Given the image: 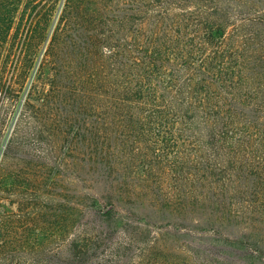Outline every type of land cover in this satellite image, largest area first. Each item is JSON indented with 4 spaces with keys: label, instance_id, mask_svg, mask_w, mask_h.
Instances as JSON below:
<instances>
[{
    "label": "trees",
    "instance_id": "1",
    "mask_svg": "<svg viewBox=\"0 0 264 264\" xmlns=\"http://www.w3.org/2000/svg\"><path fill=\"white\" fill-rule=\"evenodd\" d=\"M0 63V80L39 63L36 77L49 87L28 94L12 158L51 98L68 92L92 126L88 175H111L108 158L119 150L107 152L106 140L143 138L152 156L194 158L213 235L182 264H264V238L215 236L225 221L245 225L243 235L264 224V0H0ZM83 199L86 217L103 211L94 193ZM109 240L73 239L55 264L108 263L96 249ZM138 258L130 261L174 263Z\"/></svg>",
    "mask_w": 264,
    "mask_h": 264
},
{
    "label": "rangeland",
    "instance_id": "2",
    "mask_svg": "<svg viewBox=\"0 0 264 264\" xmlns=\"http://www.w3.org/2000/svg\"><path fill=\"white\" fill-rule=\"evenodd\" d=\"M39 63L24 74L16 71L12 77L11 72L0 80V85L11 87V91L0 87V166L4 165L0 174V264H55L69 252L73 239L88 235L110 239L96 249L97 255L109 260L101 264H139L130 259L138 261L145 253L159 259L171 255L173 264H182L186 254L189 263L193 262V253L206 247L213 234L211 198L197 202L200 189L190 154L152 156L143 138L106 140L107 152L119 150L117 156L108 158L111 175L104 176L103 171L88 175L85 136L92 126L85 122L84 110L64 92L62 98H51L42 120L14 145L17 158L9 155V142L28 94L35 85L49 90L36 77ZM134 148L138 151L133 154ZM87 190L99 198L98 208L103 209L96 218L85 216ZM204 193L211 195L208 190ZM111 211L112 218L103 216ZM222 227L224 232L216 237L264 238V224L258 231L245 232L250 235H243V224L225 221Z\"/></svg>",
    "mask_w": 264,
    "mask_h": 264
}]
</instances>
